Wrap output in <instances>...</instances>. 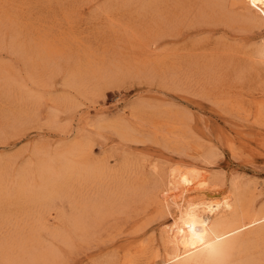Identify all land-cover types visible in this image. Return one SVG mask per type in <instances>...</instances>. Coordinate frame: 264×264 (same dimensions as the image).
Listing matches in <instances>:
<instances>
[{
	"label": "rangeland",
	"instance_id": "374dc122",
	"mask_svg": "<svg viewBox=\"0 0 264 264\" xmlns=\"http://www.w3.org/2000/svg\"><path fill=\"white\" fill-rule=\"evenodd\" d=\"M166 1L0 0V171H3L2 174L5 172L4 176L0 173L3 179L1 184L11 189L16 175L24 167L34 168L45 155L60 151L74 142L88 144L91 147L89 160L106 163V167L112 170L118 169L112 178L119 179L105 181L99 187L93 185L85 191L84 194H91L93 190L97 193V188L102 186L116 200L98 220L93 232L84 236L78 234L69 221L73 214L78 213L75 205L81 200L80 193H72L71 203L63 197L51 200L46 205L49 210L43 211L38 219V205L21 210L22 204L14 198H0V264H4V257L10 255L18 257V261H14H17L16 264H41L39 261L32 262L31 256L33 253L38 258L46 249L54 257L44 264H95L111 253L119 262L128 247L144 241L149 250L154 251L160 245V230L165 227L167 219L139 211L135 203L130 202L129 206L123 208L122 203L127 201L130 194L123 192L126 191L123 185L133 183L129 190L132 192L141 185L151 184L158 175L164 177L174 167H195L215 174L220 172L221 175L214 178L212 184L220 192L219 197L230 191L231 176L246 179L255 190L256 201L260 203L264 200V115L259 117V113L234 110L231 113L216 96L202 95L201 86L179 85L172 73L176 51L185 57L190 52L191 55H198L203 47L210 51V48L217 46L218 52H222L220 48L224 46L221 59L227 58L223 63L227 81L230 82L226 81L225 85L235 94L240 91L242 96L237 95L238 98L245 99V105L254 109L256 101L251 103L250 98H264V94L256 85L253 74L257 71L254 72L253 67L248 65L247 55L251 49L249 45L253 46L260 35H264V26L258 27L260 30L255 26L245 28L238 21L218 16L216 12L198 18L193 9L187 12V17H176L173 4L186 0ZM155 4L162 5L158 8ZM167 6H170V12ZM173 17L178 19L174 20ZM179 18L185 19V26V21ZM168 19H173L179 25ZM150 20L151 26L147 23ZM180 20L182 23L184 21V27ZM167 22L174 23V26L170 24L167 30ZM234 23L238 26L232 25ZM170 32H174V36ZM205 37L214 43H209ZM192 38L195 40L192 41ZM202 41L208 43L205 45ZM233 45L237 46L236 49L244 47L245 51L240 50L239 54L237 50L236 53ZM187 50H190L189 53ZM167 53L171 64L167 62L168 69L163 70L159 68L162 65L158 60ZM225 54L228 56L224 57ZM232 56L242 61L236 57L234 61ZM232 63L234 65L230 66ZM239 72L241 75L243 73L242 77H239ZM247 81L251 85H245ZM231 83L234 84L231 86ZM240 87H243L242 92ZM158 120L162 121L161 128ZM111 124L116 129L112 130L114 126ZM117 129L120 130L118 133ZM40 151H45V154ZM151 169L157 172L152 173ZM118 197L121 199L117 200ZM209 199L207 196L204 200ZM149 215L150 222L145 223ZM59 233L63 235L62 238ZM29 241H33L34 246L29 247ZM162 260L158 264H164Z\"/></svg>",
	"mask_w": 264,
	"mask_h": 264
},
{
	"label": "bare ground",
	"instance_id": "6f19581e",
	"mask_svg": "<svg viewBox=\"0 0 264 264\" xmlns=\"http://www.w3.org/2000/svg\"><path fill=\"white\" fill-rule=\"evenodd\" d=\"M157 2H158V0H157ZM160 2H161V0L158 3H160ZM162 2H163V0H162ZM165 2H167V1L165 0ZM169 2L172 3V1H170V0H169ZM139 3H140V0H139ZM147 3H149V1ZM152 3L150 4L151 6H153V4H154V3L153 4ZM150 5H148V7ZM160 5H162V4H160ZM160 5H158V8L160 7ZM173 5H174L175 10L177 12V13L176 12L174 13L176 15V17L182 16V15L187 17V15H186L187 12L189 13V11L191 9H193V11L194 10L196 11L195 16L197 14L198 18L200 16L207 17V15H210L209 13H212V12L215 13L216 12V13H218L217 14L218 16L219 15L223 16L224 18L229 19L231 21H238L240 24L245 25V28H246V26H255L257 28L264 26V0H186L185 2L183 1V3L176 2ZM142 6L144 8V5H142ZM169 7L167 6V10H169ZM154 8H155V6H154ZM145 9H146V7H145ZM145 9H143V11ZM160 9H162V8H160ZM151 10H152V8H151ZM156 11H157V9H156ZM161 11L162 10H160V12ZM169 12H170V10H169ZM171 12H172V9H171ZM163 14H165V13H163ZM174 14H172V16H175ZM217 15L215 17H217ZM166 16H168V14ZM211 16H212V14H211ZM186 17H185V19H186ZM168 18H170V17H168ZM148 19H151V17L150 18L148 17ZM166 19H167V17H166ZM177 19L174 18V20H177ZM179 19H183V18H179ZM185 19H183V20L185 21ZM187 19H186V21H187ZM208 19H210V18L208 17ZM170 20H173V19H170ZM199 20L201 21V19H199ZM159 21H160V19H159ZM181 21L182 20H180V22ZM184 21H183V23H184ZM186 21H185L184 26L188 22V21L187 22ZM197 21L198 20L196 17V22ZM211 21H213V20H211ZM214 21H216V20H214ZM147 23H148V25H150L149 23H151V20H150V22H147ZM168 23L169 22H167V24ZM174 23L177 24L178 22L176 23V21H174ZM174 23H169L167 26V30ZM183 23L181 22L182 26H183ZM202 23H203V21H202ZM239 23H237V24H239ZM157 24H159V23L157 22ZM177 25H179V24H177ZM226 25H227V23H226ZM232 25H235V23ZM235 26H238V25H235ZM148 28H150V27L148 26ZM163 28L165 29L166 27L163 26ZM145 29H146V31H148L147 27H145ZM174 29H176V27ZM167 30H166V32H167ZM148 32H150V30ZM176 32L177 31H175V33ZM16 33H18V32H16ZM144 33H147V32H144ZM173 33H171V35ZM165 34L166 33H163V35H165ZM173 36H174V34H173ZM17 37H19V36H17ZM74 38H75V36H74ZM199 38H201V37H199ZM205 38L207 39V37H205ZM240 39H243V38H240ZM19 40H20V38H19ZM191 40L194 41L195 39L193 40V38H192ZM208 41H209V43H211L213 40L211 41V39H210ZM223 42H225V41H223ZM195 43H196V41H195ZM203 43H205V42H203ZM207 43H205V45ZM212 43H214V41ZM240 43H242V42H240ZM196 44H194V45H196ZM230 44L231 43H229V45ZM61 45H62V43H61ZM226 45H227V43H225V46ZM245 45L246 44H244V46ZM249 46H251V49L249 48ZM249 46L246 45V48L248 50L250 49V51L248 52L249 54L247 55V57H248L247 63H250L248 65H250L251 68L253 67V69L255 70V71L253 70L254 72L257 71L255 74H253V75H255L254 76L255 81L257 82L256 85L259 86L262 94H264V35H260L259 40L253 46L252 45H249ZM182 47H184V46H182ZM223 47L220 48V49H222L221 50L222 52H223V49L225 48V47L224 48ZM235 47H237V46L233 45V48L231 46L232 49H236ZM241 47H243V46H241ZM172 48L176 49L175 47H172ZM218 48H219V45H218ZM169 49H171V48H169ZM201 49H202L201 52L199 51V53H197L198 55H193V54L191 55V52H190V54H188V55L185 54L186 55L185 57H184V55H182L183 53L179 54V53H177V51L175 52L177 54V58L176 57L174 58L172 56L174 58L172 60V73H173V76H174L176 82L179 85H183V86H184V84L191 85V87H192V85H193V87L194 86H201L202 95L204 94V95L216 96L217 98H219V102L221 104H224L225 106H227V108L230 111L231 110H234L236 112H242L243 111V113H249V114L259 113L260 115L257 114L259 117H261V115H264V105H262V104H264V102H261L262 100H264V98L260 97V99L259 98L256 99V97L252 96L250 98L251 103L256 101V105L254 106V109H253L252 106L249 107V106H246L247 104L245 105V103H244L245 99L243 101L242 98L241 99L238 98V96H242V95H240L241 94L240 91H238L239 93L237 92V94H235L236 92L234 93L229 87H227L225 85V83L227 81V74L224 71L225 68H224L223 61L224 60L227 61V58L221 59V55L223 57V53L218 52L217 46L215 47L216 50L213 47L210 48V51L204 47ZM220 49H219V51H220ZM162 50H163V48H162ZM226 50H228L227 47H226ZM237 50H239V52H240V50H242V52L245 51L244 47H243V49L237 48L235 50L236 53H238ZM189 51H188V53H189ZM185 52H186V50H185ZM232 52H234V51H232ZM29 53H31V52H29ZM164 53H166V52H164ZM192 53H194V51ZM239 54H241V52ZM168 55H169V53L164 54L158 60L161 63L160 66L162 65V67H159L160 69L161 68H163V70L168 69V66H169L167 64V62L169 60ZM233 55H235V54H233ZM154 56L155 55H153V57ZM170 56H169V58H170ZM174 56H176V55H174ZM227 56L228 55L225 54L224 57H227ZM229 56H231V53L229 54ZM234 57H236V58H238V60H240V58H239L240 55H239V57L232 56V60L236 61V59H233ZM146 59H148V58H146ZM153 59L155 61L156 58L154 57ZM232 60H231V62H232ZM241 61H242V59L240 60V62ZM240 62H239V64H241ZM168 63L171 64V62H168ZM245 63L246 62H244V64ZM233 65H234L233 63H232V65L230 64V66H233ZM248 65H246L247 67L245 66L246 67L245 69H247V70H248ZM230 66H229V68H230ZM240 66H241V68L243 67L242 64ZM240 66H238V67L240 68ZM238 67L236 66V68H238ZM229 71L230 70H228V72ZM242 71L244 73V68ZM249 71H250V68H249ZM234 73H235V71H234ZM236 73H238V71H236ZM243 73H242V75H243ZM167 74L168 73H166V76H167ZM239 74H240V76L239 75L238 76L242 77L240 72H239ZM249 75H250V72H249L248 76ZM228 76H230V75H228ZM239 77H237V78L239 79ZM228 79L231 80V78H228ZM252 79L254 80V78H252ZM252 79H250V80L253 81ZM244 80L242 82H244ZM228 83H230V82H228ZM240 83H239V85H240ZM233 84L231 83V86ZM246 84H249L248 81L245 83V85ZM249 85H251V84H249ZM236 88H238V87H236ZM247 89H249V88H247ZM249 90H251V89H249ZM242 91H243V89L241 90V92ZM245 91H244V93H246ZM246 94H248V93H246ZM245 98H246V96H245ZM221 107H223V106H221ZM231 113H233V112L231 111ZM166 117H168V116H166ZM166 119H168V118H166ZM164 121H165V119H164ZM159 122H160L159 127L161 128V124H162L161 122L162 121H159ZM166 122H167V120H166ZM118 123H119V121H118ZM116 124H117V122H116ZM156 124L157 123H155L154 126ZM170 124H172V123H170ZM107 125H109V124H107ZM98 126H101V125H98ZM98 126H97V128H98ZM112 126H114V125H112ZM101 127H103V126H101ZM114 127H112L111 129L112 130L116 129V126H114ZM123 127L125 129L124 125H123ZM157 127H158V125H157ZM108 128H110V126ZM117 128H119V127H117ZM99 129L101 130L100 127H99ZM120 129H122V128H120ZM157 129H159V128H157ZM117 130H115V131H117ZM119 131L120 130H118L117 133ZM136 131H137V129H136ZM136 131H134V132H136ZM121 132H123V131H121ZM128 133L129 132L123 133V134H128ZM154 133H157V132H155V130H154ZM133 137H135V136H133ZM124 138H125V136H124ZM126 138H127V136H126ZM87 139L90 140V138H87ZM93 144H92V146H93ZM65 145H67V144H65ZM90 148L91 147L88 144H85L83 142H74V143L68 144L67 146L63 147V149L60 148L61 149L60 151L56 150L53 153L49 152L50 154L45 155L44 158L41 159V161H39V163H37V164L34 163L35 164L34 168L27 169L24 167L23 170L20 168L19 170H22V172H20L18 175H16V179L14 180V183L12 182L13 184L11 185V189L10 188L6 189V186H3L1 184L3 179L0 178V198H3V199H7V198H11V197L14 198L16 200V202H20L22 204L23 209L21 208V210H24V208L28 209L32 206L34 207L35 205H38L39 208L37 207V209H36L37 215H36V211H35V215L37 216V219H38V217L40 216L41 213H43V211L47 212L49 210L48 209L49 207H46V205L49 204V202L51 200H54L55 198L63 197V198H67L71 203V200L73 198L72 193H76V194L80 193L81 200L79 201L78 204L75 205V207H76L75 209L78 213L73 214L72 217L69 218V221L78 230L77 231L78 234L80 233L83 236L91 234L93 232L96 224L98 223V220L103 218L106 210H108L111 207V203L116 199L111 198L112 196H110V192H107L108 190L103 189L102 186L99 189L97 188V190H98L97 193H95L96 191L94 192V190H93L91 194L89 192H87V194H84L85 191H87L89 189V187H92L93 185H96L99 187L105 181H110L112 179L119 181V179L117 177L112 178V177H114L113 175L116 176L118 169L112 170V169H109L106 167V163H102V162L97 161V160L91 162L89 160ZM207 154H208V152H207ZM125 163H126V161H125ZM28 164H31V163H28ZM0 165H1V163H0ZM152 165H153V163H152ZM154 165H155V163H154ZM26 166L28 167V165H26ZM123 166H124V164H123ZM153 168H154V166L152 167V169ZM152 169H151V171H152ZM156 170H158L157 167H156ZM156 170L152 171V173L157 172ZM122 171H123V169H122ZM125 171H126V169H125ZM2 172L0 171L1 174H2ZM3 174L5 175V172ZM2 175H1V177H2ZM150 175H152V174H150ZM220 175H221L220 172H218L217 174L206 173L205 171L198 170L195 167H192V168H187V167L186 168H177V167L175 168L174 167V168H171L166 173L165 176L163 175L164 177L161 176L162 177L161 178L158 175L154 178V181L152 180L153 182H151V184L147 183L148 185H141L139 188L134 189L132 192L129 190L132 188V186L134 184L129 183L130 184L129 185L126 182L123 185L124 186L123 188L126 191H123V192L124 193L129 192L130 194L128 195L129 198L126 199L127 201L122 203L123 208L129 206V204L131 202V204L135 203L140 208L139 211H146V212L151 213V215L158 216V217L159 216H162V217L165 216L166 217L167 223L165 224V227L160 230V233H161L160 234V240H159L160 245L154 251H150L148 246H147L148 244L147 243L144 244L145 241L141 240L144 242L143 243L139 242L135 245L133 244L131 247H128L129 249H127L126 253L122 256L121 259H119V262L116 261L115 256H112L113 253H111V254L108 253L110 255L106 258H103V260L97 256V258H99V260H102V261H97L96 263L94 261V263L95 264H158V262L163 259L162 262L164 264H264V200H262L260 203H258L257 202L258 200L256 201L257 198H256L255 190H254L253 186L250 185L251 183L249 181H247L246 179L243 180L240 177H237L235 175L230 177V184H231L230 191L219 197L220 192L218 190L214 189L212 187V184H213L214 178H217ZM117 176H119V175H117ZM143 176H145V175H143ZM8 178H9V176H8ZM137 178H138V175H137ZM1 179H2V181H1ZM134 180H135V178H134ZM10 182L11 181H9V183ZM130 182H131V180H130ZM113 184H114V182H113ZM115 185H117V184H115ZM128 186H129V188H127ZM122 196H124V195H122ZM207 196H209L210 199L204 200L205 197H207ZM257 196H258V194H257ZM119 197L117 200L121 199ZM3 199H1V200H3ZM11 200H13V199H11ZM14 205L15 204H13V206ZM17 207H18V205H17ZM169 208H170V212H169ZM12 209H13V207H12ZM44 209H46V210H44ZM17 211H18V209H17ZM13 213H15V212L13 211ZM19 214H21V213H19ZM106 214H108V213H106ZM139 216H140V213H139ZM149 217H150V215L148 216L147 221H146V217H145V220H144V221H146L145 223H147L151 219V217H150V219H149ZM130 218H131V216H130ZM131 220H132V218H131ZM38 223H39V221H38ZM38 223H37V225H39ZM143 225H145V224L143 223ZM41 226H43V225L41 224ZM135 231H137V230H135ZM73 232H74V229H73ZM30 234H31V232H30ZM59 235L62 238L63 235H61L60 233H59ZM151 235L153 238L155 237V236H153L154 235L153 233ZM147 237H146V239L149 238V237L148 238ZM8 239H7V241H9ZM146 242H148V241H146ZM8 244H9V242H8ZM27 244L29 247L34 246L33 241H29ZM152 245H154V244H152ZM99 246H101V245H99ZM44 252H46V253H44ZM44 252H43V254H39L38 258L36 255H33V253H32V256H31L32 260L31 261L32 262L39 261V262H41V264H44L47 262L46 260H48L49 258L53 259L54 255L52 252H50L47 249ZM104 254H106V252ZM103 255H101V256H103ZM11 256L12 255H10V257L7 256L6 258L4 257V261L2 259L4 264H16V262L18 261V259H17L18 257L16 255H14V257H11ZM15 259H17V261L14 263ZM19 259H21V258H19ZM56 259H58V258L56 257ZM23 261L24 260H22V263H23ZM31 261H29V262H31ZM19 262H21V261H19ZM91 264H93V263L91 262Z\"/></svg>",
	"mask_w": 264,
	"mask_h": 264
}]
</instances>
